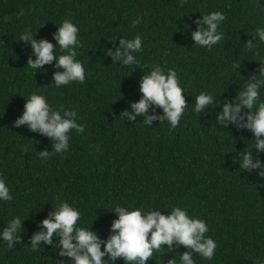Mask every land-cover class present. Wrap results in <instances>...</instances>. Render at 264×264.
<instances>
[{"label":"trees","instance_id":"obj_1","mask_svg":"<svg viewBox=\"0 0 264 264\" xmlns=\"http://www.w3.org/2000/svg\"><path fill=\"white\" fill-rule=\"evenodd\" d=\"M0 0V178L13 199L0 200V233L15 217L22 220V242L9 249L0 235V264H57L67 257L41 242L31 250L30 237L53 207L67 201L80 213L78 227L96 231L101 239L111 235L117 205L128 210H161L175 206L190 218L204 220L206 237L216 242L211 260L193 253L195 264H260L264 261V177L240 169L239 159L251 150L264 163V152L254 147V135L235 125L216 124L219 104L234 100L264 63V42L256 36L264 28V0ZM23 11L22 16H18ZM213 11L224 13L218 31L223 39L209 50L194 44V20ZM140 23L132 27L136 19ZM65 19L78 26L77 57L85 68V82L55 86L52 64L43 69L27 66L30 42L23 33L56 43L54 33ZM206 27V26H201ZM142 38L143 51L133 55L140 65L113 63L107 49L119 47V39ZM255 36L257 48L244 42ZM115 40V41H112ZM64 54L59 46L55 55ZM159 64L174 69L188 106L179 126L169 131L167 120L135 122L120 114L138 101L140 81ZM240 65V67H234ZM211 94L218 104L204 114L195 113V97ZM264 102V86L259 90ZM42 95L50 107L74 109L84 132H69V149L50 158L51 140L27 125L14 127L26 99ZM247 109H245L246 111ZM162 114L161 108L155 109ZM152 114V108L148 110ZM27 150V152L24 151ZM58 240V237H54ZM103 250V245L101 246ZM189 251L167 246L154 252L147 264H166ZM108 257H105L107 260ZM114 264H125L118 258Z\"/></svg>","mask_w":264,"mask_h":264},{"label":"clouds","instance_id":"obj_2","mask_svg":"<svg viewBox=\"0 0 264 264\" xmlns=\"http://www.w3.org/2000/svg\"><path fill=\"white\" fill-rule=\"evenodd\" d=\"M187 3L181 0L180 6ZM23 11L17 15L22 16ZM226 19L224 13L213 11L203 15L202 19L193 21L198 27L191 33L194 44L209 50L223 39V34L218 31L222 21ZM140 23L139 18L132 22V27ZM206 27H201V26ZM79 28L70 19H65L53 34L55 44L47 39L37 40L30 33H23L20 41L30 42L35 59L30 56L27 66L36 71L43 69L44 65L52 64L62 68L63 71L53 73V81L57 88L68 85L71 82L83 84L85 82V68L76 59V49L81 46L78 40ZM256 36L260 42H264V28L256 29ZM255 36H251L244 42L247 50L257 48L253 44ZM115 41V40H112ZM59 46L62 53L55 55V48ZM143 51L142 38L136 35L133 39H119V47L107 49V54L113 63L119 61L122 65H140V61L133 55ZM259 69V74L264 77V63ZM151 71L143 75L140 81L141 98L131 102L130 110H124L120 115L127 120L135 122L137 117H143V123L152 126L153 121L167 120L169 131L177 128L181 117L188 106L184 91L180 86L177 72L169 68L167 73L159 64L151 65ZM240 67V65H234ZM264 86V79H257L253 74L245 85L243 91H239L234 100H225L219 104L221 111L216 114V124L221 128L235 125L237 129L249 130L254 135V147L257 152H264V102L260 101V88ZM211 105L215 108L218 104L211 94L201 92L195 97V113L204 114L205 109ZM152 114H148L149 108ZM161 108L162 114H156L155 109ZM60 110L50 107L46 98L42 95L32 94L26 99L24 111L14 122V127L27 125L32 132H39L48 137L52 143V150H44L38 153L41 158L47 159L55 154L67 152L69 149V132L75 129L78 133L84 132V125L76 122L77 112L74 109H65L61 105ZM245 109H247L245 111ZM27 152L26 149H24ZM240 169L252 172L264 177V163L259 157L254 159L250 151L244 153L238 160ZM13 199L10 189L3 178H0V200L11 201ZM118 218L111 224V235L101 239L97 232L85 227H78L81 213L72 207L67 201H62L53 207L46 218L40 222V230L30 237L32 251H37L41 242L59 249L60 257H67L72 264H114L118 258H123L125 264H147L154 252H160L165 246L174 252L179 246H184L189 251H184L180 256V264H195L192 255L198 253L202 258L211 260L215 255L216 242L211 237H206L209 231L206 222L198 217L190 218L187 211L179 206L172 208L170 214L161 210L148 211L143 214L142 209L128 210L117 205L114 210ZM24 229L19 216L13 218L2 235L9 249L15 244H21L19 233ZM58 237V240H54ZM103 245V250L102 246ZM108 257L105 260V257ZM57 264H65L60 260ZM166 264H177L175 258L169 259ZM264 264V261L260 262Z\"/></svg>","mask_w":264,"mask_h":264}]
</instances>
